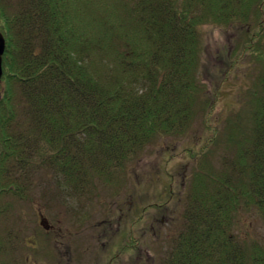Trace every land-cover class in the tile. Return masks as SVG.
<instances>
[{"label": "trees", "instance_id": "1", "mask_svg": "<svg viewBox=\"0 0 264 264\" xmlns=\"http://www.w3.org/2000/svg\"><path fill=\"white\" fill-rule=\"evenodd\" d=\"M204 22L238 28L240 49L227 54L258 62L248 123L216 163L192 170L185 222L158 264H264V245L234 231L240 208L264 218V0H0V196H23L45 166L83 194L156 135L183 134L200 107L212 133L185 151L207 157L221 141L208 117L216 96L199 83ZM7 242L0 235V264H12Z\"/></svg>", "mask_w": 264, "mask_h": 264}, {"label": "rangeland", "instance_id": "2", "mask_svg": "<svg viewBox=\"0 0 264 264\" xmlns=\"http://www.w3.org/2000/svg\"><path fill=\"white\" fill-rule=\"evenodd\" d=\"M200 33L199 83L211 94L208 96H216L208 117L217 126L221 142L210 146L207 157L200 155L195 160L186 154L185 148L197 151L212 133H207L200 107L183 134L156 135L115 179L95 180L78 196L58 173L40 167L33 171L34 179L23 196L13 192L0 196V203L9 206L0 214V235L5 233L9 240L6 253L20 255L26 239L28 245L22 247L29 264L159 263L185 222L183 194L192 170L208 161L216 163L226 152L225 138L232 130L237 132L238 125L248 123V88L253 81L251 72L258 67L246 54L238 59L227 54L226 50L237 45L240 49L238 28L204 22ZM148 203L162 205L148 206L142 212ZM41 219L54 225L56 233H46ZM234 231L241 239L264 245L263 215L253 206L240 208ZM127 240H135L136 246L123 253L121 247ZM5 256L0 253V259Z\"/></svg>", "mask_w": 264, "mask_h": 264}, {"label": "flooded vegetation", "instance_id": "3", "mask_svg": "<svg viewBox=\"0 0 264 264\" xmlns=\"http://www.w3.org/2000/svg\"><path fill=\"white\" fill-rule=\"evenodd\" d=\"M50 231H54V232L56 233V230H55V228H54V225H51V224L48 222V224H47V229H45V232L48 233V232H50ZM23 241H24V242H23V245H22V246H24V244L28 245L26 239H24ZM56 245L58 246V240L55 239V240H54V247H55V248H56ZM25 252H26V251L23 250V247H22V250H21V254H20V256H16V257H14V258L12 259V264H29L30 260H28L27 256H24V253H25Z\"/></svg>", "mask_w": 264, "mask_h": 264}, {"label": "water", "instance_id": "4", "mask_svg": "<svg viewBox=\"0 0 264 264\" xmlns=\"http://www.w3.org/2000/svg\"><path fill=\"white\" fill-rule=\"evenodd\" d=\"M4 47H5V40L2 33L0 32V80L2 75V54L4 51Z\"/></svg>", "mask_w": 264, "mask_h": 264}]
</instances>
